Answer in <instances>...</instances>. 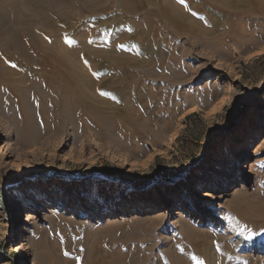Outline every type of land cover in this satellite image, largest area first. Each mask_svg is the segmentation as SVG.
Here are the masks:
<instances>
[{"label":"rangeland","instance_id":"374dc122","mask_svg":"<svg viewBox=\"0 0 264 264\" xmlns=\"http://www.w3.org/2000/svg\"><path fill=\"white\" fill-rule=\"evenodd\" d=\"M257 2L192 6L188 22L201 35L174 32L145 10L140 25L154 26L149 41L126 43L139 69L105 59L93 66L95 91L112 105L100 106L103 124L88 121L86 132L71 124L65 135L30 143L0 112V264H264V13ZM106 3L101 13L109 14L97 25L109 27L114 13L133 21L119 0ZM153 58L166 61L158 67ZM142 93L145 107L135 99ZM4 102L14 113L15 102ZM181 203L195 215L175 214Z\"/></svg>","mask_w":264,"mask_h":264},{"label":"bare ground","instance_id":"6f19581e","mask_svg":"<svg viewBox=\"0 0 264 264\" xmlns=\"http://www.w3.org/2000/svg\"><path fill=\"white\" fill-rule=\"evenodd\" d=\"M107 1L109 0H0V112H6L5 118L12 121L14 130L24 133L26 141L36 142L39 135L49 138L65 135L71 124L78 132L89 130L88 121L91 120L99 125L103 124L104 115L107 114L103 112V117L99 108L103 104H112L95 91L100 81L92 71L93 66L97 67L96 62L105 59L128 66L130 70L132 66H138L136 69H139L141 63L138 56L131 53L126 43L134 40L140 45L141 42L147 44L149 41V34L154 26L148 25L145 28L140 25L145 10L150 11L158 24L166 18L174 32L179 33L180 26L187 33L201 35L204 29L190 25L188 19L195 18L191 13H186V10L192 6L200 8L202 3L207 1L214 6L230 10L240 7L246 0H183V3L181 0H119L122 14L125 11L133 17V21L126 17L117 19L114 13L111 20L107 19L111 23L107 28L114 29L111 34L106 31V27L103 28L104 23L97 25L105 22L101 21L100 17L109 14L101 13ZM59 4L81 11L83 18L80 21L75 20L73 12L67 14L58 10ZM257 4L264 13V0H258ZM34 18L41 19L43 23L33 21ZM117 21L119 27L115 23ZM165 55H168V58L173 56V53L168 50ZM165 61L164 58L151 60L152 64L158 67ZM39 67L43 68L41 72L38 71ZM123 76H126L125 72ZM87 87L91 90L93 88V93H90ZM6 98L15 102L14 113H8L4 105ZM135 99L139 105H148L143 93ZM113 116L109 114L108 121L113 122ZM245 128L248 129L249 125H245ZM103 133L108 134L105 130ZM247 154L249 150L244 149L243 155L248 156ZM123 196L124 194L116 195L115 199H107L106 203L119 201ZM58 203L60 204V201ZM177 206L179 207L175 209V214L195 215V212H189L192 205L181 203ZM26 217L27 224L31 223L32 213L27 212Z\"/></svg>","mask_w":264,"mask_h":264},{"label":"trees","instance_id":"16d2710c","mask_svg":"<svg viewBox=\"0 0 264 264\" xmlns=\"http://www.w3.org/2000/svg\"><path fill=\"white\" fill-rule=\"evenodd\" d=\"M24 225V222H23V219L21 218V219H15L14 220V227H15V229H17L18 230V235L20 234L21 235V231H22V228H21V226H23Z\"/></svg>","mask_w":264,"mask_h":264},{"label":"snow or ice","instance_id":"6c2138e0","mask_svg":"<svg viewBox=\"0 0 264 264\" xmlns=\"http://www.w3.org/2000/svg\"><path fill=\"white\" fill-rule=\"evenodd\" d=\"M181 2L183 3V0H181Z\"/></svg>","mask_w":264,"mask_h":264}]
</instances>
